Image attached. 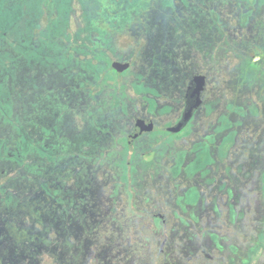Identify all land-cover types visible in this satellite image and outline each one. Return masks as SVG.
Listing matches in <instances>:
<instances>
[{"label":"rangeland","instance_id":"374dc122","mask_svg":"<svg viewBox=\"0 0 264 264\" xmlns=\"http://www.w3.org/2000/svg\"><path fill=\"white\" fill-rule=\"evenodd\" d=\"M257 177L264 0H0V264H155V213L204 227L210 189Z\"/></svg>","mask_w":264,"mask_h":264},{"label":"flooded vegetation","instance_id":"af4514ba","mask_svg":"<svg viewBox=\"0 0 264 264\" xmlns=\"http://www.w3.org/2000/svg\"><path fill=\"white\" fill-rule=\"evenodd\" d=\"M198 75L205 81L200 95L201 103L184 127L178 132H172L169 128L183 120L189 104L196 100L195 96H191L189 88ZM207 82L206 74L196 72L191 76L178 118L174 124L165 127L167 132L173 135L180 134L194 122L205 103ZM138 124H143L146 129L130 143L129 136ZM150 125L152 129L147 130ZM155 129V123L152 120L136 118L134 128L127 137L128 144L131 146L141 136ZM226 180L221 190L210 189L211 194L220 199L221 203L218 209L215 210L213 205L209 211L203 213V218L206 219L204 227L189 226L186 219L191 216H182L186 212L175 211L173 217L162 211L154 214V217L161 220V226L156 228L161 234L155 239H162L155 264H264V182L259 177L251 180ZM178 212L179 217L175 216ZM198 213L200 210L193 212L197 220ZM216 218L220 220V223ZM171 237L175 238V242H170Z\"/></svg>","mask_w":264,"mask_h":264},{"label":"water","instance_id":"95a60500","mask_svg":"<svg viewBox=\"0 0 264 264\" xmlns=\"http://www.w3.org/2000/svg\"><path fill=\"white\" fill-rule=\"evenodd\" d=\"M112 66L115 70L118 72H123L127 70L131 66V61L126 60V61H121L117 60L112 63ZM205 81L202 76H196L193 80V85L190 86L189 91L191 90V96H195L196 100L195 102H191L188 106V108L185 111L184 118L181 122H179L176 126L170 127V131L172 132H178L180 131L184 125L191 119L195 109L200 105L201 100H200V95L202 93V90L204 88ZM189 96V95H188ZM146 128L144 127L143 124H138L133 131V133L129 136L130 143L134 141L136 137H138ZM152 125L148 126L147 130H151Z\"/></svg>","mask_w":264,"mask_h":264}]
</instances>
